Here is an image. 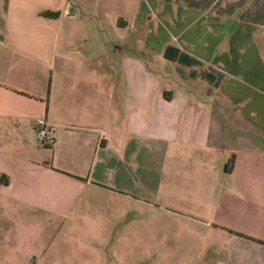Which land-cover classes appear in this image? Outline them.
Returning a JSON list of instances; mask_svg holds the SVG:
<instances>
[{"label":"crops","instance_id":"crops-1","mask_svg":"<svg viewBox=\"0 0 264 264\" xmlns=\"http://www.w3.org/2000/svg\"><path fill=\"white\" fill-rule=\"evenodd\" d=\"M214 1L137 0L131 15L115 0H0V214L89 223L94 239L121 223L118 242L129 218L187 221L204 264H264V90L243 83L264 86V60L252 44L244 73L237 49L210 44L225 32L205 23ZM124 18L142 24L137 46Z\"/></svg>","mask_w":264,"mask_h":264},{"label":"rangeland","instance_id":"rangeland-1","mask_svg":"<svg viewBox=\"0 0 264 264\" xmlns=\"http://www.w3.org/2000/svg\"><path fill=\"white\" fill-rule=\"evenodd\" d=\"M115 1L116 11L123 6L131 15L137 6V0ZM210 9V17L205 19V23L208 22L206 24L212 30L225 29L219 39L212 35L210 44L219 43L227 51L237 49L244 73L252 44L264 60V0H215ZM124 20L128 21L126 29L129 30L125 42L137 46L142 35L135 29L142 27V24L133 18ZM121 27L120 30L123 29ZM21 38L27 42V34ZM114 40L119 42L116 36ZM157 74H162V79L169 83L178 84L180 89H192L197 91L199 97L202 96L203 88L197 82L194 88H189L177 78L176 72ZM177 80L179 83H176ZM243 83L251 89L264 90L262 83ZM156 219L129 218L127 240L118 242L109 239L107 234L121 230V223L110 224L104 220L109 227L101 229L103 237L94 239L90 232L94 227L89 223L65 225L58 218L47 220L39 214H35L33 221L28 223L21 212L14 217L4 212L0 214V264H204L208 261L202 252L205 239L199 227L187 221L169 223L161 218ZM142 223L150 229L148 237L151 236L150 239H155V242L139 241V226ZM155 229L159 230L157 235Z\"/></svg>","mask_w":264,"mask_h":264},{"label":"trees","instance_id":"trees-1","mask_svg":"<svg viewBox=\"0 0 264 264\" xmlns=\"http://www.w3.org/2000/svg\"><path fill=\"white\" fill-rule=\"evenodd\" d=\"M38 15L42 16V17H46V18H54L57 16V13L56 12H53V11H48V10H43V11H40L38 13ZM181 55H184L182 54L178 48L172 46V45H166L164 47V50H163V53H162V56L166 59H169V60H176L178 59ZM186 56V55H185ZM187 58L189 59L190 62H197L195 59L187 56Z\"/></svg>","mask_w":264,"mask_h":264},{"label":"built area","instance_id":"built-area-1","mask_svg":"<svg viewBox=\"0 0 264 264\" xmlns=\"http://www.w3.org/2000/svg\"><path fill=\"white\" fill-rule=\"evenodd\" d=\"M36 139L39 144H44L48 141V130L43 120H37L35 123Z\"/></svg>","mask_w":264,"mask_h":264}]
</instances>
